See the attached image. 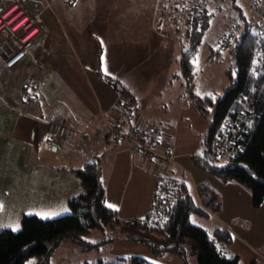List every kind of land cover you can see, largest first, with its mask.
Segmentation results:
<instances>
[{
    "label": "crops",
    "instance_id": "obj_1",
    "mask_svg": "<svg viewBox=\"0 0 264 264\" xmlns=\"http://www.w3.org/2000/svg\"><path fill=\"white\" fill-rule=\"evenodd\" d=\"M26 1L22 0L32 12L42 11L47 29L35 40L21 63L13 68H6L0 61V195L3 196L0 199L1 209L8 207L15 212L21 206L26 215L36 214L46 218L70 213L69 198L84 190L79 176L71 170L99 158L106 186L107 205H113L122 218L145 216L151 209L156 181L162 173V167L156 166L132 150L126 139L111 134L108 123L124 117L122 101L126 95L116 87L123 86L127 95H132L137 103L129 114L127 127L162 122L165 127L160 136L161 148L181 149L176 129L181 121V109L185 104L193 102L190 98L187 100L190 92L185 93L183 87L184 91L179 93L177 100L183 101V104L174 109V113L178 109V114L174 115L175 119L158 117V120H154L145 113L146 108L142 103L144 94L132 83L134 78L128 79L126 76L130 71L129 67L142 64L133 58L128 65V55L133 53L131 50L127 55L128 48L143 45L147 52V55L143 56L148 60L144 63L146 65L158 49L157 41L166 46L170 40L172 44H178L182 48L178 33L177 41L164 38L161 26L156 24L159 6L164 1L29 0L30 4L25 3ZM0 7L4 8V5ZM6 34V31L0 32V43ZM160 34L165 40H160ZM171 43H168V51L174 50ZM180 53L181 49L176 56L178 65ZM143 69L135 68V74ZM179 70L182 77L181 67ZM106 75L113 78L118 85L109 81ZM29 78L37 79L40 98L24 103L20 97L21 87ZM54 116L68 118L69 124L68 136L62 145H56L57 148L67 150L71 154L79 152L69 165L39 162L40 158H47V155L42 152L35 154V148L41 145L46 147L42 133L47 120ZM87 132L88 138L83 136ZM95 139H98L97 145H91ZM101 145L107 148L102 149ZM106 151L112 155L110 163L111 170H114L110 171L109 177L103 163V152ZM202 151L203 147L200 152L194 151L192 154L198 155ZM65 154L66 152L63 153ZM188 154H179L175 156V160L179 165L183 164L181 159ZM34 158L36 160H33ZM178 172L177 177L175 174L174 176L189 184L192 193L194 191L198 195L199 202L208 195L223 199L219 216H223L224 220H217L216 226L220 223L230 229L227 227L230 226L229 221L235 219L228 218L225 202L228 203L229 199H232L235 189L233 187L241 189L245 185L232 180L224 181L216 174H211V177L207 171L203 174L198 172L197 177L193 174L191 182V178L189 180L183 170ZM199 185L205 186L206 193L202 198L198 194ZM113 245L114 242L112 247ZM249 248L252 249V246ZM253 250L256 251L253 253L256 257L249 264H264L262 252ZM114 255L123 256L118 253ZM98 256V260L103 258Z\"/></svg>",
    "mask_w": 264,
    "mask_h": 264
},
{
    "label": "trees",
    "instance_id": "obj_2",
    "mask_svg": "<svg viewBox=\"0 0 264 264\" xmlns=\"http://www.w3.org/2000/svg\"><path fill=\"white\" fill-rule=\"evenodd\" d=\"M205 1L207 5L203 0H194V3L188 0L185 8L180 4L173 8L184 20L180 38L181 75L187 90H190V99L210 124L202 139V153L193 155L192 159L200 168L224 181L234 180L247 186L252 192L253 203L259 205L264 199V7L261 0H252L251 5L256 9L249 19L236 0L233 1L243 23L232 25L230 29L234 34L228 44H224L222 38L229 29L222 34L218 49L209 58L214 60L213 55H220L221 50L227 47L234 57L233 65L227 70L230 82L223 95L218 97L215 92L199 94L193 89L198 75L194 58L214 14L208 4L210 0ZM173 26L178 29L176 24ZM106 78L118 85L110 76L106 75ZM123 92L130 99L131 95H127L124 87ZM20 97L24 103L40 98L37 79L29 78L22 84ZM71 171L79 176L84 187L83 191L69 198L71 212L54 218L25 215L20 230L0 229V264H26L33 255L41 263L50 264L51 255L67 237L87 245V249L119 239L122 242L146 243L157 257L165 252L187 257L191 252L197 255V264H242L239 255H228L224 250L225 245L235 240L230 229L217 225L211 233L191 221L194 213L205 216L209 214V208L215 211L221 206L217 197H204L205 186H198V193L204 197L199 202L189 184L180 180L181 196L170 210L154 209L152 200L151 209L145 216L122 218L117 209L106 203V186L99 158ZM108 227L120 233V237H105L97 242L86 238L93 229L102 231ZM107 262L102 258L83 264ZM115 264L156 263L137 254L129 259L119 257Z\"/></svg>",
    "mask_w": 264,
    "mask_h": 264
},
{
    "label": "rangeland",
    "instance_id": "obj_3",
    "mask_svg": "<svg viewBox=\"0 0 264 264\" xmlns=\"http://www.w3.org/2000/svg\"><path fill=\"white\" fill-rule=\"evenodd\" d=\"M15 0H0V6L4 5V7H7L10 5L11 2ZM70 1V0H69ZM164 1V2H163ZM188 0H161L163 2L159 6V11L163 8L166 11H173L174 7L176 5L180 4L185 8L186 6L184 4L187 3ZM192 3H194V0H191ZM198 1V0H196ZM234 0H210L208 4H210V7L213 8L214 14L210 18V24L209 27L206 29V33L203 37L202 44L200 46V49L197 53V56L194 58V62L197 66V80L194 83L193 89L194 91L198 92L199 94H205V93H212L215 92L218 97H221L223 95V91L225 87L230 82L229 76L227 74V70L233 65L234 57L232 53L230 52V48L227 47L223 50H221V54L213 55L214 60H210V54L212 55L213 51H216L218 49L219 40L222 37V34L227 31V29H230L232 25L235 23H239L242 25L243 20L241 19L238 11L236 10V7L233 5ZM20 6V12L21 15L24 13L25 15H28V20H26V23H33L36 21L31 20V16L34 17L36 15H40L42 18L41 23L39 21H36V25L42 27L43 30L40 34L36 35L34 38L33 45L35 43V40L40 37L42 34L46 32L47 26L44 25V18L42 11H31L26 4L22 2V0L18 1ZM160 2V3H161ZM203 2L207 5V2L203 0ZM252 0H236V3L239 4L245 15L251 18V15L255 13L256 6L251 5ZM25 3H29V0H27ZM46 4L50 6V4L46 1ZM34 4V1H33ZM33 4L31 6H33ZM196 4V3H195ZM179 5V6H180ZM30 6V7H31ZM2 9V7H0ZM158 15V14H157ZM179 17V16H177ZM156 24L158 26H161V30L165 32L168 36H166L163 32L162 35L164 38H169L173 41H177L178 38L182 37L183 30H184V20H179L174 22L178 26V29L173 26V23H163L158 21V19H155ZM6 39L8 36L10 37V30L9 28H6ZM0 31V32H2ZM10 31V32H9ZM243 29L240 27V32H242ZM179 32V33H178ZM161 33V32H160ZM178 33V36H177ZM162 35L160 34V40H165ZM178 38H177V37ZM167 41V40H166ZM168 43H171L170 40H168ZM163 45L161 42L157 41L158 49L156 50V53L152 55V58L149 60L148 64H144L148 60L143 57L147 55V52L145 51V48L143 45H136L134 47H130L126 50V54L132 50V55H128V65L130 64L129 61L136 60L137 63L142 62L141 66L137 64L136 66H131L128 68V74L126 75L127 78L133 79L131 80L133 84H136L138 90L143 93V104L145 105V113L148 115V117L154 118V120H158V117H168V118H174V115L177 113L174 109L179 106L180 104H183V101L177 100L179 98V93L183 92L185 90V93H188L190 90H186V83L184 79L179 75L180 73V67L178 65V61L176 59V56L179 53V50L181 47L178 44H172L174 47L173 51H168L167 49L170 47L169 44ZM33 47V46H32ZM31 47V48H32ZM30 48V49H31ZM144 48V49H143ZM157 62V64H155ZM144 68L140 73L137 75L135 74V68ZM146 67L148 68L146 70ZM177 73V74H176ZM136 76V77H135ZM153 76H155L153 78ZM1 83V82H0ZM184 83V84H183ZM183 87L185 88L183 90ZM190 94V93H189ZM178 96V97H177ZM129 97V96H127ZM189 96L188 99L189 100ZM130 100L133 104L135 103V98L131 95ZM191 100V99H190ZM167 103V104H165ZM165 104V105H163ZM166 106L168 109L165 110ZM181 116L179 117V120L181 121L178 123V128L176 137L179 140V145L181 146V149H162L161 148V139L158 140V149H161V151L167 152L173 151L174 158L173 162L171 164H158L153 163L156 166L160 165L162 167V173L157 178V181L160 177L164 176H172L175 178L178 182L179 180L176 178L179 174L178 170H183L184 175L190 180V178L195 174L197 177L198 172L203 174L207 171V174L211 176V172L206 170L205 168H200L195 162L194 159H192V152H200L202 149L201 140L205 137L206 130L209 128V120L208 118L200 115V113L197 111V108L195 107L194 103L191 102L189 104H185L184 107L181 109L180 112ZM178 114V113H177ZM155 115V116H154ZM59 117V116H58ZM154 123V122H152ZM163 127L161 128L160 136L163 133V128L165 127L164 123L159 122ZM175 128V126H174ZM173 129V128H172ZM43 134V133H42ZM96 140V139H95ZM93 141L91 145H97V141ZM47 143V142H46ZM50 145V143H48ZM58 145V144H57ZM103 146V145H101ZM131 149L132 144L130 143ZM55 145L51 143V146L49 148L41 145L38 148H35V154L37 152L43 153L47 155V158H40L39 162L43 161L46 162L49 161L50 163H57L58 165H69L73 159H75V154H78L79 152H73L72 154L69 153L67 150H63L61 148L54 149ZM107 148V146H103L102 149ZM191 151V152H189ZM66 152L65 155L63 153ZM189 153L188 155H184L185 157H182V163L178 164L175 160V156L179 154H185ZM34 154V153H33ZM34 154V155H35ZM140 154V153H139ZM63 155V156H62ZM104 156V164H105V170L107 172V176H110L111 170V163L110 159L112 158V155L106 151L103 152ZM76 158H79L76 156ZM227 159L226 157L224 158ZM33 160H36L34 158ZM225 160H222L224 162ZM177 165V169H176ZM176 169V170H174ZM175 174V176H174ZM214 176V174H212ZM212 177V176H211ZM157 181H156V187L157 188ZM193 182V178L190 180ZM233 182H237L232 180ZM243 188L237 189L235 188L233 191L232 199L225 202L226 204V213L228 218L235 219L229 221V225L227 227H230L231 231L234 233L235 241L231 243L230 245H225L224 250L228 255L231 254H237L240 257V262L242 264L250 263L252 259L256 257V255L253 253L256 252L253 249H258L262 252L264 255V199L261 202V204L256 205L253 203V196L251 190L246 187L242 186ZM193 189V187H192ZM195 194V192L193 191ZM155 194V193H154ZM199 194V193H198ZM198 196L197 194H195ZM200 198L201 194H199ZM3 196L0 195V199ZM155 198V197H154ZM153 198V200H154ZM220 204L223 200L221 197H217ZM228 200V199H227ZM1 201V200H0ZM21 204V203H20ZM222 205V204H221ZM19 207V206H18ZM2 204L0 202V229H3L5 227H11L16 230H20V227H22V219L26 215L22 210L21 206L20 209L14 212V210H10L8 207H5L3 210ZM70 209V206H69ZM14 212V213H13ZM214 212V213H211ZM46 217V216H45ZM49 217V216H48ZM224 220L223 216H219V209L212 210L209 208V214L202 216L199 214L194 213L191 216V221L194 224H197L205 229H208L211 233L216 229V221ZM218 226H222L220 223ZM120 237V233L115 232L114 230L110 229L109 227L100 231L99 229H93L90 232V235H88L86 238L89 241L97 242L98 240H102L105 237ZM239 238V239H237ZM114 242V245L112 247V243ZM252 246V249L249 248ZM113 249V250H112ZM108 252V253H105ZM115 253L121 254L123 256L114 255ZM143 255L146 257V259L152 262H155L156 264H197V255L194 253L189 252L187 254V257H183L177 253H170L165 252L160 256V259L153 256L154 254L151 253L149 250V246H147L146 243L142 242H122L119 239H114L112 242L108 244H104L99 247H90V249H87V245H84L80 242H75L71 239V237L65 238L60 244L59 247L55 249V252L51 255L50 264H83L85 262H95L98 260V255L103 256V258L108 261V264H112V262H116L119 257H124L129 259L132 255ZM259 257V255H257ZM262 260H264V256L261 257ZM121 259V258H120ZM95 260V261H94ZM129 261V260H128ZM128 263V262H126ZM26 264H43L41 263L35 255L28 258ZM45 264V263H44Z\"/></svg>",
    "mask_w": 264,
    "mask_h": 264
},
{
    "label": "built area",
    "instance_id": "obj_4",
    "mask_svg": "<svg viewBox=\"0 0 264 264\" xmlns=\"http://www.w3.org/2000/svg\"><path fill=\"white\" fill-rule=\"evenodd\" d=\"M19 0L10 3L9 6L0 9V31L9 28L10 37L0 43V61L6 68H13L26 57L29 49L33 46L34 37L40 34L43 28L36 25V21L41 23L40 15L31 16V20L36 19L33 23H26L28 15L24 13L21 15ZM262 5L264 7V0ZM181 8L183 6H180ZM179 16V17H177ZM264 16V14H263ZM159 21L181 20V16L174 11H166L163 8L158 12ZM233 29H229L223 36L224 44H228L232 35ZM123 92V88H119ZM125 94V92H124ZM123 116L116 122H109L111 134L116 137L126 139L132 144V150L140 153L142 157L148 159L153 163L171 164L174 160L173 151H161L158 149V140L161 138V128L163 127L159 122L144 123L133 125L131 128L127 127V119L129 113L135 106L132 101L126 97L123 101ZM68 118L64 116L50 117L46 122L42 140L47 143L61 144L69 133ZM84 137L88 138L89 133H85ZM153 207L159 211H166L173 208L172 206L180 198V183L172 176L160 177L157 181V188L154 194Z\"/></svg>",
    "mask_w": 264,
    "mask_h": 264
},
{
    "label": "snow or ice",
    "instance_id": "obj_5",
    "mask_svg": "<svg viewBox=\"0 0 264 264\" xmlns=\"http://www.w3.org/2000/svg\"><path fill=\"white\" fill-rule=\"evenodd\" d=\"M109 207H113V205H109ZM13 230H16V229H13Z\"/></svg>",
    "mask_w": 264,
    "mask_h": 264
},
{
    "label": "water",
    "instance_id": "obj_6",
    "mask_svg": "<svg viewBox=\"0 0 264 264\" xmlns=\"http://www.w3.org/2000/svg\"><path fill=\"white\" fill-rule=\"evenodd\" d=\"M46 147H49V144L48 143H46Z\"/></svg>",
    "mask_w": 264,
    "mask_h": 264
}]
</instances>
